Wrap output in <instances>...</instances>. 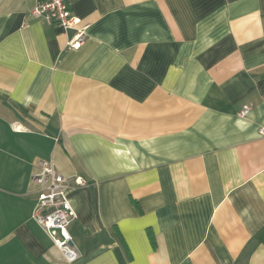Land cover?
Masks as SVG:
<instances>
[{"label": "crops", "instance_id": "1", "mask_svg": "<svg viewBox=\"0 0 264 264\" xmlns=\"http://www.w3.org/2000/svg\"><path fill=\"white\" fill-rule=\"evenodd\" d=\"M35 6L0 0V264H264V0H70L79 50ZM41 161L88 183L73 263Z\"/></svg>", "mask_w": 264, "mask_h": 264}, {"label": "built area", "instance_id": "2", "mask_svg": "<svg viewBox=\"0 0 264 264\" xmlns=\"http://www.w3.org/2000/svg\"><path fill=\"white\" fill-rule=\"evenodd\" d=\"M32 15L43 19L46 23L56 24L64 31L74 30L75 34L69 42V48L79 50L87 41V29L81 18L74 16L70 8V0H36ZM250 107H244L241 116L251 113ZM264 135V128L260 129ZM38 187V198L33 211L34 220L44 228L69 263L81 256L74 242L70 226L77 218L68 193L70 190L86 186L82 177H66L59 173L52 161L39 162L38 171L33 177Z\"/></svg>", "mask_w": 264, "mask_h": 264}, {"label": "trees", "instance_id": "3", "mask_svg": "<svg viewBox=\"0 0 264 264\" xmlns=\"http://www.w3.org/2000/svg\"><path fill=\"white\" fill-rule=\"evenodd\" d=\"M150 239H151V241H152V244H153V246L155 247L156 246V241H155V237H154V235H153V233L152 232H150Z\"/></svg>", "mask_w": 264, "mask_h": 264}, {"label": "rangeland", "instance_id": "4", "mask_svg": "<svg viewBox=\"0 0 264 264\" xmlns=\"http://www.w3.org/2000/svg\"><path fill=\"white\" fill-rule=\"evenodd\" d=\"M65 32H67V31H65ZM88 38V37H87ZM70 42V41H69ZM68 48H69V43H68ZM69 49H71V48H69ZM72 50H74V49H72Z\"/></svg>", "mask_w": 264, "mask_h": 264}]
</instances>
